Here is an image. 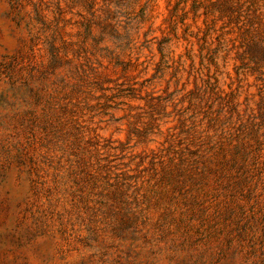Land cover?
<instances>
[{"label": "rangeland", "instance_id": "374dc122", "mask_svg": "<svg viewBox=\"0 0 264 264\" xmlns=\"http://www.w3.org/2000/svg\"><path fill=\"white\" fill-rule=\"evenodd\" d=\"M0 264H264V0H0Z\"/></svg>", "mask_w": 264, "mask_h": 264}]
</instances>
